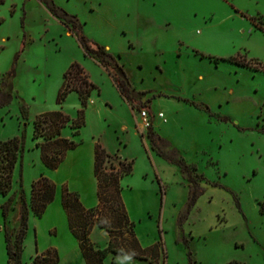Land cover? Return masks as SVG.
Masks as SVG:
<instances>
[{"label":"rangeland","instance_id":"rangeland-1","mask_svg":"<svg viewBox=\"0 0 264 264\" xmlns=\"http://www.w3.org/2000/svg\"><path fill=\"white\" fill-rule=\"evenodd\" d=\"M75 24L123 67L134 105L85 53ZM73 62L95 88L78 134L70 122L60 130L77 145L51 169L33 122L57 110L73 119L82 108L76 91L58 98ZM139 108L159 138L155 147ZM13 137L20 149L10 188L0 194V264L7 261L4 233L12 243L22 200L21 264L56 251L55 244L63 247L56 264H85L57 199L63 187L89 199L95 143L108 151L106 169L133 162L120 180L121 199L146 249L143 258L109 253L104 264H264V0H2L0 140ZM40 176L56 190L37 217L29 199ZM111 231L116 246L130 248L127 231ZM88 236L99 248L109 239L96 225Z\"/></svg>","mask_w":264,"mask_h":264},{"label":"trees","instance_id":"trees-1","mask_svg":"<svg viewBox=\"0 0 264 264\" xmlns=\"http://www.w3.org/2000/svg\"><path fill=\"white\" fill-rule=\"evenodd\" d=\"M42 1V0H41ZM2 0H0V3ZM49 8V6H48ZM80 27V25L78 24ZM78 26L75 24L74 30L80 39L81 45L86 54L96 57L100 64L111 76L114 84L125 99L134 105V99L130 96V85L121 65L106 52V50L93 42H90L79 34ZM95 88L88 79L83 67L73 62L63 75V83L59 89L58 98L63 99L68 92L76 91L82 106L77 111L75 118L63 114L61 111H51L40 114L33 122V137H43L44 143H37L40 147L41 159L45 166L53 169L63 160L65 153L73 149L77 144L60 134L61 128L68 122L73 129L72 134H78L79 128L84 124L83 107L90 96V91ZM148 138L153 147L156 146L158 136L151 130L148 131ZM20 142L16 137L0 140V194H6L11 184V173L17 160L20 149ZM160 153H162L160 151ZM109 158V154L99 143L94 146L93 174L96 179L98 202L94 207L86 208L79 199L75 191H69L66 187L61 189V205L67 215L68 228L76 238L85 264H104V259L109 253L124 254L134 258H143L146 249L140 247L134 232L133 222L127 217L124 204L121 199L120 180L123 176L130 174L133 162L118 161L117 166H109L106 169L104 163ZM55 184L44 176H40L31 185L29 207L33 214L40 217L46 206L53 200L55 194ZM12 198L8 203L1 206L2 214L6 213ZM20 220L13 234V241L10 242V235L4 233L5 250L7 254L6 264H21V253L23 239L27 229V205L22 200ZM93 225L104 229L109 239L103 248L95 247L89 240V232ZM125 230L131 235L132 244L130 248H124V244L116 246L111 237V230ZM139 253V255H138ZM58 261L55 250H47L45 253L36 254L32 257L33 264H56ZM111 264H116L111 260ZM149 264H156L151 263ZM228 264H239L229 262Z\"/></svg>","mask_w":264,"mask_h":264},{"label":"crops","instance_id":"crops-1","mask_svg":"<svg viewBox=\"0 0 264 264\" xmlns=\"http://www.w3.org/2000/svg\"><path fill=\"white\" fill-rule=\"evenodd\" d=\"M146 131V130H145ZM148 131H149V129H148ZM96 144V143H95ZM95 144H94V146H95ZM101 147H103L102 145H101ZM103 149L106 151V153L108 152L104 147H103ZM68 152V151H67ZM66 152V153H67ZM66 153H65V156H66ZM93 158H94V147L92 148V161H91V175H90V178H91V181H92V183H93V181L95 182L94 183V190H93V192L91 191L90 193V195H89V199H87V198H85V197H83L82 198V194L80 193V195H81V198H82V202L81 203H83V206H85V207H90V206H93V205H96L97 204V202H98V199H97V188H96V179H95V177H94V174H93ZM65 159H66V157H65ZM57 203L59 204V209L61 210V213H62V215L64 216V218H65V220H66V222H67V215H66V212L64 211V209H63V207H62V205H61V194H60V196L58 197V199H57ZM67 226H68V223H67ZM69 229V228H68ZM70 231V230H69ZM71 233V232H70ZM72 235V234H71ZM134 235H135V233H134ZM73 236V235H72ZM136 237V236H135ZM73 238L75 239V241H76V244H77V246H78V242H77V240H76V238L73 236ZM137 239V238H136ZM137 241H138V239H137ZM138 243H139V241H138ZM140 245V244H139ZM55 246V249H56V251H57V253L60 251V249H62L63 247H59L57 244H55L54 245ZM140 247H141V245H140ZM78 250H79V253H80V255H81V257H82V259H83V261H84V263H85V260H84V258H83V256H82V254H81V251H80V248H79V246H78ZM60 253V252H59ZM58 253V254H59ZM111 254H113V253H111ZM113 255H116V254H113ZM108 256V255H107ZM111 260H113V258H111Z\"/></svg>","mask_w":264,"mask_h":264},{"label":"built area","instance_id":"built-area-1","mask_svg":"<svg viewBox=\"0 0 264 264\" xmlns=\"http://www.w3.org/2000/svg\"><path fill=\"white\" fill-rule=\"evenodd\" d=\"M159 117H163L162 112L158 113ZM138 118H139V124L143 130H148L151 126V121L148 116V112L144 108L138 109Z\"/></svg>","mask_w":264,"mask_h":264}]
</instances>
